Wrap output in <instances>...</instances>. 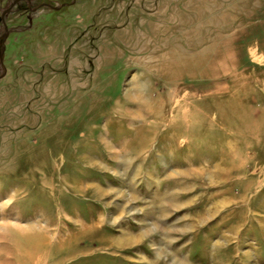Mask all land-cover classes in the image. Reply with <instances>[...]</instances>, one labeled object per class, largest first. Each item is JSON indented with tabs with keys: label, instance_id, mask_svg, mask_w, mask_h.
<instances>
[{
	"label": "rangeland",
	"instance_id": "obj_1",
	"mask_svg": "<svg viewBox=\"0 0 264 264\" xmlns=\"http://www.w3.org/2000/svg\"><path fill=\"white\" fill-rule=\"evenodd\" d=\"M4 34L0 264H264V0H0Z\"/></svg>",
	"mask_w": 264,
	"mask_h": 264
},
{
	"label": "flooded vegetation",
	"instance_id": "obj_2",
	"mask_svg": "<svg viewBox=\"0 0 264 264\" xmlns=\"http://www.w3.org/2000/svg\"><path fill=\"white\" fill-rule=\"evenodd\" d=\"M4 17V15H2V18ZM3 37H5V34L3 36H0V40L3 39Z\"/></svg>",
	"mask_w": 264,
	"mask_h": 264
},
{
	"label": "bare ground",
	"instance_id": "obj_3",
	"mask_svg": "<svg viewBox=\"0 0 264 264\" xmlns=\"http://www.w3.org/2000/svg\"><path fill=\"white\" fill-rule=\"evenodd\" d=\"M38 249V248H37ZM39 250V249H38ZM36 252H37V250H36Z\"/></svg>",
	"mask_w": 264,
	"mask_h": 264
}]
</instances>
